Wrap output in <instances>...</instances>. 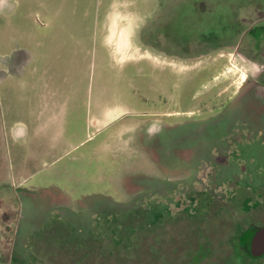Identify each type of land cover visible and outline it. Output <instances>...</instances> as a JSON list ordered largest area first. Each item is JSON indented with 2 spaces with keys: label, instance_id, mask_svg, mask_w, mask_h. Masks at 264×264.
Here are the masks:
<instances>
[{
  "label": "rangeland",
  "instance_id": "374dc122",
  "mask_svg": "<svg viewBox=\"0 0 264 264\" xmlns=\"http://www.w3.org/2000/svg\"><path fill=\"white\" fill-rule=\"evenodd\" d=\"M113 1L117 0H57L58 24L71 21L78 28L77 37L84 39V27L92 36L85 56L79 49L72 56L63 50L67 58L57 70L59 75L72 76L68 88L64 77L47 82L55 94L45 93L29 104L20 87L13 94L0 91V183L8 185L14 207V246L0 257V264L20 260L77 264L80 258L87 264H185L189 247L191 264H240L229 239L237 225L246 227L256 214L240 206L234 207L237 212H224V206L233 200L232 208L246 200L247 184L255 193L264 191V98L245 88L247 68L232 51L187 66L159 63L156 69L146 53L137 62L116 64L99 41L104 15ZM126 1H135L142 13L154 6L151 0ZM45 2L48 6L55 0ZM20 6L15 24L22 15ZM118 37L121 44L128 41L124 32ZM172 66L182 72L184 83L193 82L198 73L213 76L201 87L220 94L216 105L225 104L215 118L172 128L150 122H164L162 115L168 109H146L137 94L161 105L160 92L179 84L170 74ZM194 84L193 89L199 88V82ZM57 89H66L68 96L74 92V111L67 117L61 109L64 91L56 93ZM237 91H241L237 98L227 103ZM210 100L205 104H213ZM117 106L144 116L109 127L90 124L92 118ZM221 186L228 191H217ZM203 187L200 196L194 193ZM159 203L164 208L153 211ZM152 211L158 212L156 219ZM220 211L219 216L230 212L231 222L215 231L216 240L208 241L214 248L205 252V258H193L198 245L207 242V237L197 236L210 233L208 225L212 227L211 220L194 216ZM123 219L142 224L128 233L130 221L122 235L118 228ZM44 243H52L50 252L57 250L62 257L51 258L48 246L44 248L48 256L40 260L37 253Z\"/></svg>",
  "mask_w": 264,
  "mask_h": 264
},
{
  "label": "flooded vegetation",
  "instance_id": "af4514ba",
  "mask_svg": "<svg viewBox=\"0 0 264 264\" xmlns=\"http://www.w3.org/2000/svg\"><path fill=\"white\" fill-rule=\"evenodd\" d=\"M14 1L18 5L16 8H13ZM151 2L154 3V6L150 12L142 13L140 8H137L135 1L133 3L126 0L113 1L106 15H104L102 30H99L98 25L95 28L93 36L97 39V31L101 32L100 44L104 43L103 50L109 57H112L116 64L129 63V61L137 62L141 59V54L146 53L149 54L148 59L154 65L163 63L187 66L208 63L215 56H220L221 52L232 51L233 55L238 57L247 68L244 80L245 88L253 95L264 98V0H151ZM19 6L22 15L19 23L15 24L14 16L16 13L18 16L16 11ZM47 8L45 0H0V91L4 90L6 94H13L16 87H20L26 104L31 103V100L37 97H42V95L44 98L45 93L55 94V90L48 88L47 82H60L61 78L64 77L65 86L68 88L69 84L72 83V76H67L70 75L67 73H64V76L59 75L57 70L60 62L67 58L63 57V50L67 51L69 55L72 53L76 55V51L79 49L85 56L92 41L90 29L84 27L85 37L84 39L79 38L77 37L78 28L76 24L74 25L70 21L69 25H59L58 20L61 15L51 17L47 14L50 12ZM73 13L70 12L69 15L72 16ZM118 15L122 16L120 18L121 24L117 26L115 19ZM88 32L89 37L87 36ZM121 32H124L126 38L129 39L123 44L119 42L118 37ZM157 65V68L155 66L154 68L158 69L159 66ZM171 71L170 74L175 75L180 81L178 80L179 84L177 83L176 86L171 85V90L166 89L165 94L160 92L159 96H162V99L159 98L158 101L161 102V105L152 103L157 100L148 98L143 100L137 94V97L142 99L141 102L146 109L156 111L168 109V114L162 115L166 118L164 122L159 123L154 120L150 122L168 124L172 128L215 118L225 104L223 106L216 105L217 96L220 94L211 93V91H206L204 87H201L213 76L210 73H198L193 82L184 83L183 77H180L182 72L178 68L173 67ZM51 76H54V80H51ZM194 82H199V88L193 89ZM189 85H192L191 89L188 88ZM62 91L64 90L57 89L56 93ZM65 92L69 91L65 89L64 94ZM207 92L211 95L207 96ZM240 92L237 91L235 97L229 99L227 103L236 99ZM207 100L212 101L213 104L206 105ZM59 105L61 107L62 103ZM61 109L66 117L74 111L67 113L64 111V105ZM175 109L180 111H175ZM131 110L123 106L107 109L101 113V117L92 118L90 124L109 127L117 123L123 124L127 118L144 116V114H136ZM133 111L136 112L137 110ZM241 114L244 115V111H241ZM151 116L154 117V114ZM243 123L246 124L245 121ZM246 128L248 129V125ZM22 130L19 128L17 132L20 134ZM7 186L0 183V257L4 256L8 249L14 246L11 232L14 207ZM218 188H216L217 191H221V189L228 191L222 186L220 189ZM250 189V185L247 184L246 191L250 193V196L247 195L246 200L238 202L232 208H229V204H232L233 200L225 202L228 205L224 206V212L225 209L234 212L236 210L234 207L240 206L241 209L246 208L256 214L254 218L251 217L250 220L246 221V227L241 226V224L237 225L229 241L232 253L240 260V264H264V255L260 256L259 252L251 248L252 242L254 243L253 231L264 227V191L255 193L256 191L253 192ZM204 190L205 187L197 188L194 193L200 196ZM230 192L236 193L235 190ZM252 193L256 195L251 196ZM202 196L200 204L205 203L203 201L205 195L201 194ZM214 203L211 202V204ZM159 204L153 211L164 208V204ZM127 207L124 206L122 209ZM153 211L152 215L156 219L158 212L153 213ZM221 212H208L202 216H194L193 219L202 220L204 217L211 220L212 222L209 223L212 227L208 225L210 233L197 236L198 238L201 237L202 240L207 237V242L198 245L197 251L192 252L193 258L198 256L205 258L207 256L205 252L214 248L213 244L208 243V241L213 243L216 240L218 232L215 231L220 226L224 227L231 222V218L228 217L230 212L224 213L225 216H219ZM130 221L133 223L130 230H127L128 233L142 224L137 220L123 219V223L118 228L122 235L126 233L124 226ZM152 224L154 225L153 222L149 223V225ZM51 245L52 243L50 246L44 243L43 247L40 246L37 253L40 260L43 256H48L44 249L48 246L51 258L62 257L57 250L50 252L52 251ZM190 250L189 247L188 252L185 253L188 257V260L185 261L187 264H191L189 260ZM54 261L57 264L60 263L58 260ZM84 261L80 258V262L77 264H87L88 261ZM25 262L20 260L19 264H25Z\"/></svg>",
  "mask_w": 264,
  "mask_h": 264
},
{
  "label": "crops",
  "instance_id": "0c3cea01",
  "mask_svg": "<svg viewBox=\"0 0 264 264\" xmlns=\"http://www.w3.org/2000/svg\"><path fill=\"white\" fill-rule=\"evenodd\" d=\"M69 4H70V1H69ZM68 4V5H69ZM48 10H50V12H47L48 15H50L51 17H55L57 16L58 14H60V11L59 9L57 8V0H55V2H53L52 4L48 5L47 6ZM121 14V13H120ZM122 15H118L115 19V24L118 26L121 24V21H120V18H121ZM129 40V39H128ZM51 80H54V76H51ZM69 93V92H68ZM74 93V92H71L70 95H66V103L64 104V111H66L67 113L72 111L73 110V101L71 99V94Z\"/></svg>",
  "mask_w": 264,
  "mask_h": 264
},
{
  "label": "water",
  "instance_id": "95a60500",
  "mask_svg": "<svg viewBox=\"0 0 264 264\" xmlns=\"http://www.w3.org/2000/svg\"><path fill=\"white\" fill-rule=\"evenodd\" d=\"M254 243L252 242L251 248L259 252L260 256L264 255V227L253 231ZM257 245V246H256Z\"/></svg>",
  "mask_w": 264,
  "mask_h": 264
}]
</instances>
